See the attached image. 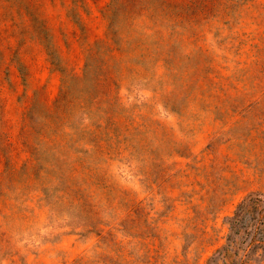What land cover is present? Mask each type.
<instances>
[{
  "label": "rangeland",
  "instance_id": "rangeland-1",
  "mask_svg": "<svg viewBox=\"0 0 264 264\" xmlns=\"http://www.w3.org/2000/svg\"><path fill=\"white\" fill-rule=\"evenodd\" d=\"M264 264V0H0V264Z\"/></svg>",
  "mask_w": 264,
  "mask_h": 264
},
{
  "label": "trees",
  "instance_id": "trees-1",
  "mask_svg": "<svg viewBox=\"0 0 264 264\" xmlns=\"http://www.w3.org/2000/svg\"><path fill=\"white\" fill-rule=\"evenodd\" d=\"M229 219V229H230V233L226 236V243L216 249L211 256H209L206 259L205 264H225V260L226 259V255L228 254V252L233 248V242H234V237H232V233L233 231H236V226L235 223L237 221V217H232V218H228ZM245 254H243L241 257H239L237 260H232L230 263L231 264H243L245 261Z\"/></svg>",
  "mask_w": 264,
  "mask_h": 264
}]
</instances>
